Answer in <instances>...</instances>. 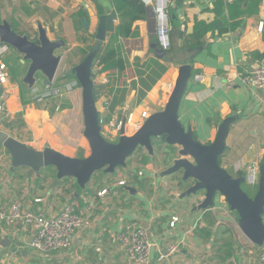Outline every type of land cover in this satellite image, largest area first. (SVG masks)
<instances>
[{
  "label": "crops",
  "instance_id": "obj_1",
  "mask_svg": "<svg viewBox=\"0 0 264 264\" xmlns=\"http://www.w3.org/2000/svg\"><path fill=\"white\" fill-rule=\"evenodd\" d=\"M123 1L129 9L118 12L115 0H0V22H16L19 31L25 32L21 35L32 39L38 37L40 22L50 40H63L66 45L57 55L63 56L60 69L64 66L66 71L60 77L58 72L55 80L66 84L76 81L68 75L89 55L97 43L100 19L107 17V38L101 44L104 58L93 64L96 106L109 131L102 129L103 136L120 137L113 126L127 116L122 112L124 103L131 106L136 123L142 122L143 112L151 116L163 111L182 77L187 86L179 121L205 145L222 134L226 149L221 167L233 177H245L250 163L256 158L261 161L264 155V90L253 92L243 86L238 74L253 65L256 59L252 53L264 52L259 33V26L264 24V0L256 14L235 11L233 20L228 6L239 0H223L230 29L222 35L220 27H207L215 21V0H173L172 47L168 51L156 36L152 0ZM198 22L205 26L196 29ZM12 49L2 59L9 69V82L0 84L4 88L0 130L35 150L48 147L68 157H88L91 149L85 135L86 142L68 146L54 136L52 130L58 124L50 119L51 113L77 110L85 127L83 103L79 111L68 97L77 88L51 99L49 106L39 110L29 96L47 78L38 79L32 88L25 85L22 80L28 64L15 49V62L27 66L14 76L5 61ZM197 74L204 75L205 80L195 81ZM56 107H61L60 111ZM134 126L128 135L139 129ZM182 160L195 164L193 158L183 155L181 147L162 139L155 144L153 155L145 148L138 149L126 167L97 172L82 186L73 178L60 180L55 167L44 168L39 175L29 168L14 169L9 152L0 145V202L4 207L19 201L26 209L56 217L67 203L74 202L83 216L90 217V224L77 230L68 250L48 254L31 248L32 233L22 221L13 226L0 222V264H134L119 241L125 225L133 221L147 229L155 245L149 264H264L259 261L258 248L241 230L239 216L223 196L216 195L213 205L205 206L206 192L194 191L196 181L187 180L182 169L170 172ZM123 180L126 185L120 186ZM105 189H109L108 194L101 196ZM40 198L43 203L33 204ZM173 215L180 217L175 229L169 228ZM170 242H179L180 250L159 261Z\"/></svg>",
  "mask_w": 264,
  "mask_h": 264
},
{
  "label": "water",
  "instance_id": "obj_2",
  "mask_svg": "<svg viewBox=\"0 0 264 264\" xmlns=\"http://www.w3.org/2000/svg\"><path fill=\"white\" fill-rule=\"evenodd\" d=\"M86 24V21L84 20ZM108 18L101 17L97 33V43L86 59L75 69L83 89L84 135L89 142L91 153L88 157L72 158L46 148L39 151L15 139L7 132L0 130V145L10 154L14 169L29 168L31 173L39 175L47 167H55L60 180L76 179L79 185L86 186L95 173L104 170L114 172L119 167H126L127 160L139 149L145 148L154 154L153 139L163 138L168 145L182 148L183 155L194 159L177 161L171 173L183 170L187 180L197 182L194 191L206 192L205 206L213 205L216 195L223 196L231 210L239 216L243 233L255 245L264 243V155L261 159V177L259 189L250 197L242 188L244 178L233 177L219 164L226 145L224 137L218 135L216 140L205 145L197 141L192 131H187L179 121V108L186 91V80L180 78L163 111L155 113L133 134L126 135L125 127L117 143L109 142L102 134L99 111L94 94L95 82L92 78L94 60L107 38ZM0 43L15 49L28 64V70L22 82L32 88L40 74L53 82L59 72L62 55L57 52L66 43L63 40L52 41L46 29L38 23V37L31 39L28 35L16 33L8 21L0 22ZM4 88L0 87V96ZM125 123V119H124Z\"/></svg>",
  "mask_w": 264,
  "mask_h": 264
},
{
  "label": "built area",
  "instance_id": "obj_3",
  "mask_svg": "<svg viewBox=\"0 0 264 264\" xmlns=\"http://www.w3.org/2000/svg\"><path fill=\"white\" fill-rule=\"evenodd\" d=\"M226 3H234L238 0H224ZM173 0H152L155 21H156V36L159 44L164 50H170L171 43V18H170V6ZM264 30V24L259 26V33ZM10 47L8 45H0V84L4 85L9 82L8 66L2 60L3 56L8 53ZM238 79L243 86L251 89L253 92L264 90V58L254 60L253 65L246 69L243 73L238 74ZM205 77L202 74L195 76V81H204ZM78 87V83H59L56 80L49 82L48 80L42 83V87L35 88L32 94L29 96L33 104L48 103L51 99H57L63 97L65 93H69ZM61 107H56L57 111H60ZM3 105L0 104V113H3ZM122 112L127 114L124 121L118 122L113 129L116 133H121L123 125L125 127V134L128 133L137 124L138 128L149 118L147 112H143L142 122H137L134 119L131 106L128 103H124L122 106ZM142 124V125H140ZM101 128L106 129L107 125L104 124V120L100 119ZM137 128V126H136ZM109 131L106 129L105 131ZM121 136V135H120ZM120 138V137H119ZM260 158L254 159L247 168L246 181L254 186L258 184L261 174ZM120 186L126 185V180L119 181ZM109 189H105L101 192V196H106ZM44 200L42 198L35 199L33 204H41ZM91 210V209H90ZM89 216H83L78 211V206L74 202L67 203L61 213L56 217H49L45 212L35 211L31 207L26 209L21 202H13L9 208L4 207L0 202V222L9 226L17 224L22 221L26 229L32 233V240L30 246L32 249L43 253H56L63 250H68L74 240V236L77 230L82 229L90 224ZM180 221L178 215H173L169 222V228L175 229ZM119 241L122 250L126 253L129 260L134 264H149L151 259L152 250L154 244L152 243L149 233L146 228L141 226L138 222L127 223L122 230ZM258 248L259 261L264 263V243ZM180 250L179 242H170L167 244L166 249L160 254L159 261H165L170 259Z\"/></svg>",
  "mask_w": 264,
  "mask_h": 264
},
{
  "label": "rangeland",
  "instance_id": "obj_4",
  "mask_svg": "<svg viewBox=\"0 0 264 264\" xmlns=\"http://www.w3.org/2000/svg\"><path fill=\"white\" fill-rule=\"evenodd\" d=\"M18 57L17 52L12 49L11 52L6 56L5 61L9 63L10 65V70L13 73L14 76L18 75L20 71H22L23 68H26L27 64H21V63H17L15 62V59ZM20 62V61H19ZM78 66L74 67L71 70V74L75 75V69ZM65 67H61L60 71H59V77L61 74H64L66 70ZM96 70V68H95ZM37 78L41 81V79L45 78L44 76L38 74ZM67 82H71V81H67ZM73 83V82H71ZM72 103L74 105H77L78 108L80 109L79 111H81V107H82V103H83V89L82 87H77V89L68 96ZM47 106H49V103H47V105L45 103L42 104H36V107L39 110H43L44 108H46ZM63 112V111H61ZM51 113L52 115L50 116V119L57 122L58 124V128H54L52 131L54 133V136H56L61 142H63L64 144L68 145V146H72L75 147L76 145H80L81 143H83L84 141L86 142L85 138H84V131H85V127L83 125V121L81 117H78L77 114V110H70L69 112H65L64 114L60 115L59 113ZM54 114V115H53ZM142 119V117H141ZM141 127V126H140ZM139 127V128H140ZM132 131L129 133L131 134ZM131 136V135H130ZM105 138L107 139V141L109 140V142H114L117 143L119 141V138H112L111 135H105ZM158 140V139H154V143L153 146H155V144H159L162 142ZM162 145H158V149L162 148ZM78 155V152H77ZM245 180V189H248L247 186H252L250 185L246 179ZM236 214V213H235ZM237 216V215H236Z\"/></svg>",
  "mask_w": 264,
  "mask_h": 264
},
{
  "label": "trees",
  "instance_id": "obj_5",
  "mask_svg": "<svg viewBox=\"0 0 264 264\" xmlns=\"http://www.w3.org/2000/svg\"><path fill=\"white\" fill-rule=\"evenodd\" d=\"M115 2H116L115 3L116 10L118 12L126 11V10L129 9L127 7V4L123 0H115ZM259 3H261V0H239L238 2L234 3L232 6L229 5L228 8H229V12H230V15H231V19L232 20L234 19L232 17H234L236 15L235 11H239L240 15L252 16V15L256 14L258 12V8L257 7H258ZM213 11H214L215 16H216L215 17V21L212 24L208 25L207 27L210 29L212 27V25L214 24L215 26L220 27V32H219L220 35L227 33L229 31V29H230L229 28L230 26L228 27V23H227L228 19H227V17H225V5H224L223 0H215V2L213 4ZM219 19L226 20V21L225 22L219 21ZM11 24H12L13 30L16 33H18V34H24L25 33V32L19 31V27L20 26L16 22H11ZM202 25L205 26V23H201V22L196 23V29H200V27ZM232 28H234V25H232ZM34 40H36V39H34ZM262 40L264 42V30L262 32ZM101 50H102V48L99 50V52H98V54H97V56H96V58L94 60V63H95L96 60H101L102 61V59L104 58L102 56ZM252 58L253 59L264 58V52H262V53L254 52V53H252ZM68 77L71 78V79H75L76 82L78 83V87H81L79 78L76 75H72L71 74V75H68ZM92 78H93V66H92ZM25 87L26 86L24 85V88ZM94 94H95V98L97 99L96 85L94 86ZM24 101H25V99H24ZM139 150H142V148H139ZM221 160H222V158H220L219 164H220ZM239 178H244V177H239ZM245 184L246 183L244 181V183L242 184L243 190L250 197H254L256 195L258 189H259V183L254 185V186H247L248 189L244 188Z\"/></svg>",
  "mask_w": 264,
  "mask_h": 264
}]
</instances>
